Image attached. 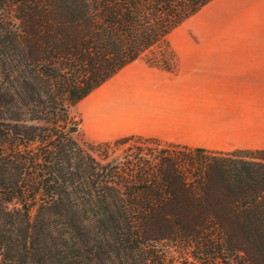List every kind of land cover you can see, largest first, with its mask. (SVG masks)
I'll use <instances>...</instances> for the list:
<instances>
[{
    "label": "trees",
    "instance_id": "trees-1",
    "mask_svg": "<svg viewBox=\"0 0 264 264\" xmlns=\"http://www.w3.org/2000/svg\"><path fill=\"white\" fill-rule=\"evenodd\" d=\"M211 1L0 0L1 264H264V150L132 136L114 143L155 149L126 165L70 135L73 106Z\"/></svg>",
    "mask_w": 264,
    "mask_h": 264
},
{
    "label": "crops",
    "instance_id": "crops-1",
    "mask_svg": "<svg viewBox=\"0 0 264 264\" xmlns=\"http://www.w3.org/2000/svg\"><path fill=\"white\" fill-rule=\"evenodd\" d=\"M258 37L264 0H212L71 111L94 143L264 150V44H234Z\"/></svg>",
    "mask_w": 264,
    "mask_h": 264
},
{
    "label": "rangeland",
    "instance_id": "rangeland-1",
    "mask_svg": "<svg viewBox=\"0 0 264 264\" xmlns=\"http://www.w3.org/2000/svg\"><path fill=\"white\" fill-rule=\"evenodd\" d=\"M234 44H264V38L258 37L256 39H250V40L240 39L237 43ZM152 57H153L152 55H149L148 59L152 61ZM70 117L72 119L70 128L76 129V132L70 133V135L80 142H84V141L90 142L86 139V137L84 136V134L80 129V123H81L80 114L76 111H71ZM152 149H155L154 145L144 140H134L127 145H117L113 141L111 143L106 144L105 146L99 148H93V149H88L84 147V150H86L87 153L94 155L98 160H101L103 163L116 162L126 165L134 161L136 157H142V158L147 157V154L149 153L148 150H152ZM105 156L107 157V159L104 160L103 158ZM0 264H1V258H0Z\"/></svg>",
    "mask_w": 264,
    "mask_h": 264
}]
</instances>
